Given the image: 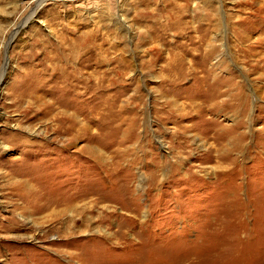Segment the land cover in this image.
<instances>
[{"label":"rangeland","instance_id":"374dc122","mask_svg":"<svg viewBox=\"0 0 264 264\" xmlns=\"http://www.w3.org/2000/svg\"><path fill=\"white\" fill-rule=\"evenodd\" d=\"M35 5L0 0V264H264V0Z\"/></svg>","mask_w":264,"mask_h":264},{"label":"bare ground","instance_id":"6f19581e","mask_svg":"<svg viewBox=\"0 0 264 264\" xmlns=\"http://www.w3.org/2000/svg\"><path fill=\"white\" fill-rule=\"evenodd\" d=\"M33 2L36 3V7L30 12L29 16H27V18L24 19L23 22V26H25L31 19H34L35 15L37 14V12L45 5L47 0H32ZM31 5V4H30ZM20 30V28H17V30L13 33L11 40L13 38H15V36L17 35L18 31ZM5 72H3L4 74ZM3 75L0 78V81H2ZM234 252V251H233ZM242 254V253H241ZM238 258V257H237ZM240 264V263H239ZM244 264V263H243Z\"/></svg>","mask_w":264,"mask_h":264}]
</instances>
